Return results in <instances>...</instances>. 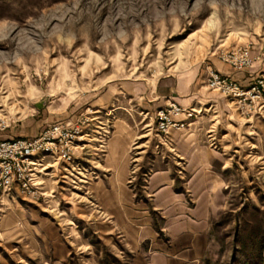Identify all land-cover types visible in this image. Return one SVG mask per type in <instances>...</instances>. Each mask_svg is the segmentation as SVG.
I'll return each instance as SVG.
<instances>
[{"label":"rangeland","instance_id":"rangeland-1","mask_svg":"<svg viewBox=\"0 0 264 264\" xmlns=\"http://www.w3.org/2000/svg\"><path fill=\"white\" fill-rule=\"evenodd\" d=\"M245 45L249 69L262 70L264 0H0V138L89 117L92 140L77 149L75 170L41 155L39 197L1 201L0 264H132L131 218L110 199L103 209L91 186L119 126L131 142L127 190L148 203V179L173 153L156 130L173 99L155 109L156 97L187 87L196 101L184 107L201 110L196 131L224 165L205 264H264V110L208 83L211 62ZM85 168L89 182L77 173Z\"/></svg>","mask_w":264,"mask_h":264},{"label":"crops","instance_id":"crops-1","mask_svg":"<svg viewBox=\"0 0 264 264\" xmlns=\"http://www.w3.org/2000/svg\"><path fill=\"white\" fill-rule=\"evenodd\" d=\"M207 68L231 75L243 86H249L264 71V68L260 71L237 70L221 60L212 61ZM165 97L183 106L196 101L194 92L187 87L183 92L157 95L161 104L154 103L155 109L166 103ZM195 125L192 121L188 128L171 132L173 153L169 160L157 163V168L152 171L146 185L148 203L136 201L134 194L127 190L130 137L126 132L121 136L120 127H114L107 151L100 160L101 168L97 170L102 178L91 188L100 193L103 209L107 207L106 201L111 200V207L126 210L131 218L123 239L125 249L132 254V264H205L212 254L215 245L213 221L221 203L224 165L221 154L196 131L198 126ZM3 139L8 138H0ZM87 145L92 146L91 143ZM100 146L104 144L100 143ZM96 148L100 149L98 145ZM85 170L87 172L77 173L85 175V181L89 182V173ZM120 191L127 194L126 201L120 199ZM11 198L24 202L34 197L16 194ZM149 210L157 215V219Z\"/></svg>","mask_w":264,"mask_h":264},{"label":"built area","instance_id":"built-area-1","mask_svg":"<svg viewBox=\"0 0 264 264\" xmlns=\"http://www.w3.org/2000/svg\"><path fill=\"white\" fill-rule=\"evenodd\" d=\"M221 58L237 70L249 69L255 62L250 46L246 45L223 52ZM208 83L227 97L238 100L250 98L257 102L260 110H264V72L246 88L231 75L212 69ZM200 111L196 107H184L174 100L160 108L156 114V130L165 139L164 143L172 146L171 131L188 128ZM89 119L57 123L38 136L0 140V203L5 197L16 194L34 198L43 194L38 173L46 166L41 155H49L75 170L78 165L76 151L84 149L81 147L90 140V132L86 131Z\"/></svg>","mask_w":264,"mask_h":264},{"label":"bare ground","instance_id":"bare-ground-1","mask_svg":"<svg viewBox=\"0 0 264 264\" xmlns=\"http://www.w3.org/2000/svg\"><path fill=\"white\" fill-rule=\"evenodd\" d=\"M86 146H88V145L86 144V145L82 146L81 148H85Z\"/></svg>","mask_w":264,"mask_h":264}]
</instances>
